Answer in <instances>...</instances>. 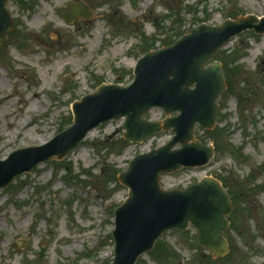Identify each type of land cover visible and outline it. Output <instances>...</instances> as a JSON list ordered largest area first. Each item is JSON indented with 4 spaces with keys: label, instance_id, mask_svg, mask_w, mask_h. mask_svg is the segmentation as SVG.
I'll return each mask as SVG.
<instances>
[{
    "label": "rangeland",
    "instance_id": "1",
    "mask_svg": "<svg viewBox=\"0 0 264 264\" xmlns=\"http://www.w3.org/2000/svg\"><path fill=\"white\" fill-rule=\"evenodd\" d=\"M79 3L90 18L67 24L61 11ZM6 8L14 26L0 45V161L68 129L72 104L100 85H130L147 52L200 24L264 16V0H12ZM213 62L222 64L229 86L217 100L214 129L196 125L194 135L213 147L214 158L163 175L160 186L219 180L233 197L230 251L212 260L190 228L163 234L156 243L163 250L136 264H264V34L233 37L207 66ZM144 118L165 114L152 109ZM123 121L98 126L63 160L51 158L0 188V264L113 263L114 211L128 195L118 175L173 137L164 131L129 143Z\"/></svg>",
    "mask_w": 264,
    "mask_h": 264
},
{
    "label": "water",
    "instance_id": "2",
    "mask_svg": "<svg viewBox=\"0 0 264 264\" xmlns=\"http://www.w3.org/2000/svg\"><path fill=\"white\" fill-rule=\"evenodd\" d=\"M0 0V44L12 30L6 2ZM82 4L72 5L62 17L69 24L78 16L89 19ZM247 30L264 34V17L248 16L226 20L219 26L201 24L173 45L146 54L134 68V81L127 87L101 85L72 106L73 125L47 144L18 150L0 161V188L16 177L55 157L61 161L75 150L86 134L99 125L125 119L124 139L131 143L171 131L165 146L138 155L119 175L128 188L125 202L115 211V252L113 264H135L152 250L167 231L183 232L191 225L197 243L214 258L229 252L223 233L230 223L231 201L221 184L204 178L185 190L165 191L160 177L182 168L206 166L213 148L194 136V127L211 131L216 123L217 98L226 90L222 65L206 64L230 41ZM153 108L164 111L162 122H149L144 115ZM173 113H179L170 117ZM176 145L180 148L174 149Z\"/></svg>",
    "mask_w": 264,
    "mask_h": 264
},
{
    "label": "trees",
    "instance_id": "3",
    "mask_svg": "<svg viewBox=\"0 0 264 264\" xmlns=\"http://www.w3.org/2000/svg\"><path fill=\"white\" fill-rule=\"evenodd\" d=\"M161 246H156L155 250L153 251L152 255H156L158 254L160 251H162L163 249L160 248Z\"/></svg>",
    "mask_w": 264,
    "mask_h": 264
},
{
    "label": "bare ground",
    "instance_id": "4",
    "mask_svg": "<svg viewBox=\"0 0 264 264\" xmlns=\"http://www.w3.org/2000/svg\"><path fill=\"white\" fill-rule=\"evenodd\" d=\"M7 98L9 99V98H10V96H8ZM40 142H42V141H40Z\"/></svg>",
    "mask_w": 264,
    "mask_h": 264
}]
</instances>
